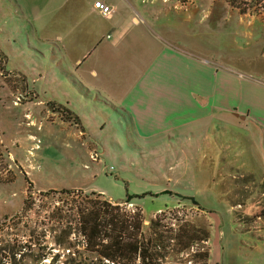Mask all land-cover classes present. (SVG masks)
I'll use <instances>...</instances> for the list:
<instances>
[{"label":"rangeland","instance_id":"obj_1","mask_svg":"<svg viewBox=\"0 0 264 264\" xmlns=\"http://www.w3.org/2000/svg\"><path fill=\"white\" fill-rule=\"evenodd\" d=\"M178 1L183 9L195 7L193 0ZM226 1L229 6L246 11L253 10L259 0ZM112 2L118 5V0ZM61 4L60 0L43 3L46 9L36 11L35 0H0V264H93L85 259L88 253L80 215L92 205L102 203L113 206L114 213L139 215L143 221H149L143 232L152 237L154 250L160 255L159 264H205L207 259L197 255L208 256L207 240L197 254H184L208 234L203 217L196 216L193 208H167L149 218L141 210L132 213L129 204L133 203L128 199L115 204L95 191L102 189L119 198L130 196L134 188L149 183L166 185L161 174L167 177L169 164H180L172 161L176 154L163 161L159 155L168 150L155 151H162L157 138L145 144L132 137L127 130L131 117L125 107L136 106L132 96L137 94L152 92L165 96L175 88L177 80L160 75L156 68L151 75L145 61L132 55L139 47L131 49L126 42L120 47H97L83 57L79 69L71 66L69 60L82 51L73 42L78 35L72 38L66 30L68 5L60 9ZM56 6L55 24L49 27L48 10ZM125 11L123 8L119 14L126 23L121 27L134 37ZM90 21L105 23L100 16L85 14V25ZM57 35L64 40L57 39ZM116 35L120 38V31L114 33V38ZM159 36L193 62L201 61L205 70L214 66L205 62L213 53L194 39L167 32ZM144 37H139L140 49ZM221 54L224 53L219 52L216 58L234 67L250 70L264 66L258 58L243 60L235 54ZM219 64L215 67L222 70ZM91 67L99 74L93 75ZM178 84L180 89L186 85L182 81ZM207 84L202 83L203 90L208 88ZM53 100L56 105L57 101L69 105L88 131L75 123H62L60 116L52 113ZM24 103H30L28 110L21 105ZM91 136L98 138L100 150L88 140ZM72 139L76 141L72 143ZM61 143H77L82 155L87 156L81 161H70L61 151ZM232 170L234 177L230 183L237 193L230 197L243 205L251 200L249 209L239 208L238 217L264 218V179L258 180L241 169ZM139 177L144 180H138ZM177 234L178 243L167 240Z\"/></svg>","mask_w":264,"mask_h":264},{"label":"crops","instance_id":"obj_2","mask_svg":"<svg viewBox=\"0 0 264 264\" xmlns=\"http://www.w3.org/2000/svg\"><path fill=\"white\" fill-rule=\"evenodd\" d=\"M35 1L37 11L46 9L43 3L58 0ZM60 1V9L68 5L65 8L66 30L72 38L78 35L73 42H77L82 51L69 60L71 66L79 69L83 57L97 47L107 44L108 48L120 47L126 42L131 49L139 47L132 55L145 61L151 75L156 68L160 75L173 76L177 80L175 88L167 91L165 96L152 92L137 94L132 96L136 106L125 107L131 117L127 130L132 137L145 144L157 138L162 151H155L168 150L159 155L163 161L176 154L172 161L180 164H169L167 177L161 174L166 185L149 183L134 188L130 196L119 198L107 195L102 189L91 190L106 195L115 204L128 199L149 218L167 208L189 206L198 214L196 216L203 217L208 228L203 240H207L209 246L207 264H264V218L238 217L239 208L249 209L251 200L243 205L230 197L237 193L230 183L234 177L230 173L232 169H241L261 181L264 179V66L249 70L216 58L220 52L235 54L243 60L258 58L264 62V10L240 11L229 6L226 0H193L195 7L191 9L181 8L178 0H118V5L112 0H101L114 9L113 15L106 17L95 6L98 0ZM123 8L129 12L123 13L129 14L134 37L121 27L126 25L124 16L120 20L119 15ZM48 11L50 19L46 25L53 27L57 6ZM85 14L100 16L105 23L90 21L85 25ZM119 31L120 38L117 35L114 38V33ZM162 32L194 39L207 47L213 54L205 62L213 63L214 68L205 70L201 61L193 62L181 54L159 36ZM56 37L64 40L61 35ZM139 37L145 39L142 49L138 44ZM218 64L222 70L218 69ZM89 71L93 75L99 74L93 67ZM179 81L185 82L184 89H180ZM202 83H208V88L203 90ZM54 101L52 113L59 115L62 123L73 125L61 112V108L68 109L79 118L77 125L88 131L69 105L58 101L56 105ZM21 105L30 108V103ZM88 140L100 150L98 138ZM75 141L72 139V143ZM61 145V151L70 161H81L87 156L86 153L82 155V148L77 143ZM144 224L148 225L149 221L145 220Z\"/></svg>","mask_w":264,"mask_h":264},{"label":"trees","instance_id":"obj_3","mask_svg":"<svg viewBox=\"0 0 264 264\" xmlns=\"http://www.w3.org/2000/svg\"><path fill=\"white\" fill-rule=\"evenodd\" d=\"M61 112L66 120L79 123V118L70 110L61 108ZM80 216L85 229L86 260L93 264H159L160 255L154 250L152 237L145 236V224L139 215H120L114 213L113 206L102 203L92 205ZM178 235L167 240L178 243ZM197 257L206 260L208 256L199 253Z\"/></svg>","mask_w":264,"mask_h":264},{"label":"built area","instance_id":"obj_4","mask_svg":"<svg viewBox=\"0 0 264 264\" xmlns=\"http://www.w3.org/2000/svg\"><path fill=\"white\" fill-rule=\"evenodd\" d=\"M95 6L97 8H99L106 17H111L114 13V9L111 6L106 5L101 0L95 1ZM263 10H264V0H259L256 4L253 5V10H251V11L261 12ZM129 206H131L130 208H132L131 209L132 213H137V212H139V210H141L137 206H136L137 207L136 208L134 204L133 205L129 204ZM160 212H162V211H159V213ZM203 242L204 241H202L200 243H195L192 247L189 248L188 252H185L184 254H186V256H189L191 253L193 255L197 254L196 252L199 251V248L202 246ZM188 263L191 264V261H189Z\"/></svg>","mask_w":264,"mask_h":264}]
</instances>
